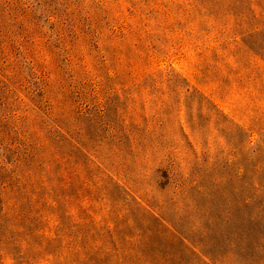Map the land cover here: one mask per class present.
Masks as SVG:
<instances>
[{
	"label": "rangeland",
	"instance_id": "374dc122",
	"mask_svg": "<svg viewBox=\"0 0 264 264\" xmlns=\"http://www.w3.org/2000/svg\"><path fill=\"white\" fill-rule=\"evenodd\" d=\"M0 264H264V11L0 0Z\"/></svg>",
	"mask_w": 264,
	"mask_h": 264
},
{
	"label": "trees",
	"instance_id": "16d2710c",
	"mask_svg": "<svg viewBox=\"0 0 264 264\" xmlns=\"http://www.w3.org/2000/svg\"><path fill=\"white\" fill-rule=\"evenodd\" d=\"M186 2L209 10L264 11V0H186Z\"/></svg>",
	"mask_w": 264,
	"mask_h": 264
}]
</instances>
